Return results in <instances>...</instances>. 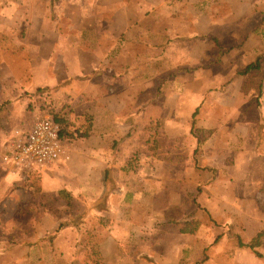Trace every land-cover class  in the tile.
Returning <instances> with one entry per match:
<instances>
[{
    "label": "crops",
    "instance_id": "obj_1",
    "mask_svg": "<svg viewBox=\"0 0 264 264\" xmlns=\"http://www.w3.org/2000/svg\"><path fill=\"white\" fill-rule=\"evenodd\" d=\"M263 54L264 0H0V84L83 133L30 172L0 150V264H264L238 245L264 232Z\"/></svg>",
    "mask_w": 264,
    "mask_h": 264
},
{
    "label": "built area",
    "instance_id": "obj_2",
    "mask_svg": "<svg viewBox=\"0 0 264 264\" xmlns=\"http://www.w3.org/2000/svg\"><path fill=\"white\" fill-rule=\"evenodd\" d=\"M62 130L51 116L36 114L29 129L18 127L12 130L10 140L4 146L2 162L11 168L30 172L69 161L70 144L64 139Z\"/></svg>",
    "mask_w": 264,
    "mask_h": 264
},
{
    "label": "rangeland",
    "instance_id": "obj_3",
    "mask_svg": "<svg viewBox=\"0 0 264 264\" xmlns=\"http://www.w3.org/2000/svg\"><path fill=\"white\" fill-rule=\"evenodd\" d=\"M7 90L8 88L6 84H0V150H2L6 143L10 140L9 134L11 131L15 128L22 127L20 122L23 115H28L30 118L34 117L36 114H47L52 117L56 114L62 115L63 113L69 112L67 106L62 104L53 92L40 95L37 91H25L20 90L17 87L15 91H12L9 97ZM12 105H14V107H12ZM70 115L71 114L68 113V119L73 120ZM27 127H30L29 121ZM70 130L71 132H74L71 124ZM6 137H8L7 140ZM74 142L69 143V148L74 144ZM20 195H24V193L22 192ZM33 215H35V212ZM38 255L41 256V251L36 253L34 258ZM83 262L85 263V260Z\"/></svg>",
    "mask_w": 264,
    "mask_h": 264
},
{
    "label": "trees",
    "instance_id": "obj_4",
    "mask_svg": "<svg viewBox=\"0 0 264 264\" xmlns=\"http://www.w3.org/2000/svg\"><path fill=\"white\" fill-rule=\"evenodd\" d=\"M262 65H264V54L262 56L258 57L254 63L250 64L244 70H242L241 75L246 76L247 80L249 82L251 80V78L254 77V75H257V73L260 70ZM250 72H252V74H250ZM249 88H250V84H246L244 86V90H246V91L249 90ZM37 92L41 95L44 93H49L50 91L37 90ZM63 112H65V111H63ZM68 113H70V112L63 113L62 115L56 114V115H53L52 118L61 125V127L63 129L62 133H64V136H63L64 139L67 142L71 143V142H74L76 139L80 138L83 135V133H82V135H79V133H77L76 131L71 132L70 124L73 127V123H71L70 120L68 119ZM262 239H264V232L263 231L258 233L257 236L254 238V240H252L251 243L244 245L241 242H238V245L239 246H245V247L254 251V249L257 248L261 244ZM89 247H90V250H88V249L85 250L86 251L85 264H100L101 258L99 257V254L97 251V246L92 245ZM254 254L258 258L264 260V256L262 254H260L259 252L254 251ZM93 262H95V263H93Z\"/></svg>",
    "mask_w": 264,
    "mask_h": 264
}]
</instances>
